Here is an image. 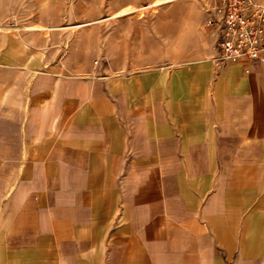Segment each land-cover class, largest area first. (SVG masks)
<instances>
[{"label": "crops", "instance_id": "obj_1", "mask_svg": "<svg viewBox=\"0 0 264 264\" xmlns=\"http://www.w3.org/2000/svg\"><path fill=\"white\" fill-rule=\"evenodd\" d=\"M36 38L0 34V264H264V62L216 68L213 30L62 72Z\"/></svg>", "mask_w": 264, "mask_h": 264}, {"label": "rangeland", "instance_id": "obj_2", "mask_svg": "<svg viewBox=\"0 0 264 264\" xmlns=\"http://www.w3.org/2000/svg\"><path fill=\"white\" fill-rule=\"evenodd\" d=\"M214 0H0V34L32 35L39 66H179L211 45ZM2 80H9L2 73Z\"/></svg>", "mask_w": 264, "mask_h": 264}, {"label": "built area", "instance_id": "obj_3", "mask_svg": "<svg viewBox=\"0 0 264 264\" xmlns=\"http://www.w3.org/2000/svg\"><path fill=\"white\" fill-rule=\"evenodd\" d=\"M207 24L215 32L216 68L264 62V0H214Z\"/></svg>", "mask_w": 264, "mask_h": 264}]
</instances>
